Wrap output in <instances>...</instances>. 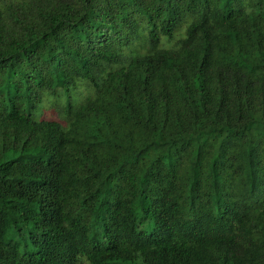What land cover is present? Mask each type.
<instances>
[{"label":"trees","instance_id":"obj_1","mask_svg":"<svg viewBox=\"0 0 264 264\" xmlns=\"http://www.w3.org/2000/svg\"><path fill=\"white\" fill-rule=\"evenodd\" d=\"M0 264H264V0H0Z\"/></svg>","mask_w":264,"mask_h":264},{"label":"rangeland","instance_id":"obj_2","mask_svg":"<svg viewBox=\"0 0 264 264\" xmlns=\"http://www.w3.org/2000/svg\"><path fill=\"white\" fill-rule=\"evenodd\" d=\"M184 29V26H181L179 28H177L172 37L170 39H168V43L165 42V44H161L162 47L164 48H167V47H171L173 46L174 44V41L182 34V31ZM89 96V89L85 86H81L78 91H77V97L78 99L80 98H86ZM40 112H41V115L44 117V118H52L54 119V106L53 104H42L41 105V108H40Z\"/></svg>","mask_w":264,"mask_h":264}]
</instances>
